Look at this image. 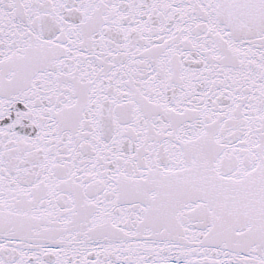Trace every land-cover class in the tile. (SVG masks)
<instances>
[{"label": "snow or ice", "instance_id": "1", "mask_svg": "<svg viewBox=\"0 0 264 264\" xmlns=\"http://www.w3.org/2000/svg\"><path fill=\"white\" fill-rule=\"evenodd\" d=\"M0 264H264V0H0Z\"/></svg>", "mask_w": 264, "mask_h": 264}]
</instances>
